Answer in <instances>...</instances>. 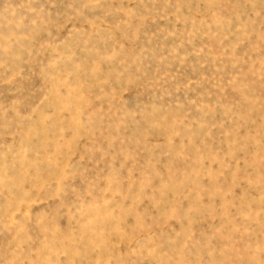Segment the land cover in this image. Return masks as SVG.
<instances>
[{"label":"rangeland","instance_id":"rangeland-1","mask_svg":"<svg viewBox=\"0 0 264 264\" xmlns=\"http://www.w3.org/2000/svg\"><path fill=\"white\" fill-rule=\"evenodd\" d=\"M0 264H264V0H0Z\"/></svg>","mask_w":264,"mask_h":264}]
</instances>
